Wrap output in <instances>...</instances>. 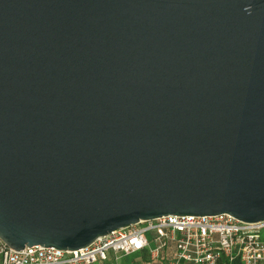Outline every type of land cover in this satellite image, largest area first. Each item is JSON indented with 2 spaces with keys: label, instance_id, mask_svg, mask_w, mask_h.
<instances>
[{
  "label": "water",
  "instance_id": "obj_1",
  "mask_svg": "<svg viewBox=\"0 0 264 264\" xmlns=\"http://www.w3.org/2000/svg\"><path fill=\"white\" fill-rule=\"evenodd\" d=\"M226 212L264 220V0H0L4 243Z\"/></svg>",
  "mask_w": 264,
  "mask_h": 264
},
{
  "label": "built area",
  "instance_id": "obj_2",
  "mask_svg": "<svg viewBox=\"0 0 264 264\" xmlns=\"http://www.w3.org/2000/svg\"><path fill=\"white\" fill-rule=\"evenodd\" d=\"M150 234V238L149 235ZM139 253L133 263L125 255ZM264 264V220L230 213L173 215L141 221L98 236L74 250L43 245L16 250L0 239V264Z\"/></svg>",
  "mask_w": 264,
  "mask_h": 264
},
{
  "label": "rangeland",
  "instance_id": "obj_3",
  "mask_svg": "<svg viewBox=\"0 0 264 264\" xmlns=\"http://www.w3.org/2000/svg\"><path fill=\"white\" fill-rule=\"evenodd\" d=\"M149 238H150V234ZM140 254L139 253H134V254H130V255H125L122 259L123 263H133V261L135 260V258H137ZM96 264H101L100 262H96Z\"/></svg>",
  "mask_w": 264,
  "mask_h": 264
},
{
  "label": "clouds",
  "instance_id": "obj_4",
  "mask_svg": "<svg viewBox=\"0 0 264 264\" xmlns=\"http://www.w3.org/2000/svg\"><path fill=\"white\" fill-rule=\"evenodd\" d=\"M245 10L251 12V6L249 5Z\"/></svg>",
  "mask_w": 264,
  "mask_h": 264
},
{
  "label": "trees",
  "instance_id": "obj_5",
  "mask_svg": "<svg viewBox=\"0 0 264 264\" xmlns=\"http://www.w3.org/2000/svg\"><path fill=\"white\" fill-rule=\"evenodd\" d=\"M219 264H226V262H225V261H222V262H220Z\"/></svg>",
  "mask_w": 264,
  "mask_h": 264
}]
</instances>
